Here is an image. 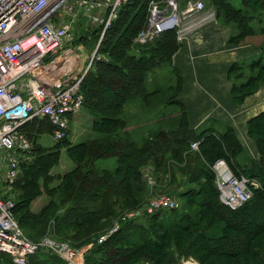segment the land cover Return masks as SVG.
<instances>
[{
    "label": "trees",
    "instance_id": "obj_1",
    "mask_svg": "<svg viewBox=\"0 0 264 264\" xmlns=\"http://www.w3.org/2000/svg\"><path fill=\"white\" fill-rule=\"evenodd\" d=\"M149 1H126L99 45L98 52L107 58L95 60L83 79V106L92 116L91 129L95 135L77 143L65 142V136L50 148L34 144L32 159L21 164L18 176L10 186L14 215L32 241L45 236L51 221L58 237H71L75 241L77 237L85 236L86 239L107 226L118 204L125 210L141 206L147 189L141 173L143 166L151 165L153 172L162 176L172 170L167 180L173 181L175 161L184 163L185 158V165L179 169L183 174L182 182L193 185L178 192L176 197L185 199L186 208L183 209L181 203L179 213L173 218L172 214L164 217L168 210H162L121 222L106 240L88 248L84 264H134L138 256L154 260L157 256L156 262L162 257L165 263L191 256L200 264H261L259 258L264 241L260 247L255 246V242L264 238V203L260 200L264 194V111L247 121L248 135L258 150L257 160L248 156L239 158L244 150L231 127L223 131L205 129L199 132L191 128L183 104L177 99L183 111L175 127L160 130L141 144L126 128L122 117L125 103L132 98L146 99L149 94L160 92V89L148 92L147 80L150 75H156L154 72L159 71L164 62L171 60L180 44L172 30L161 33L147 44L132 43L147 19ZM237 1L239 5L236 6L231 0L206 2L215 9L216 17L223 19V24L231 26L233 33L228 39L231 45H238L246 36L264 35V0ZM95 39L96 34L91 39L80 37L85 46H91L90 41ZM132 47L136 53L129 52ZM260 49L264 51V47ZM245 67L259 72L245 74ZM175 72L176 79H180L179 72ZM228 73L234 78L232 97L240 103L264 83V62L256 58L247 65L234 63ZM109 82L115 85L114 102L104 105L96 91ZM179 89L180 80H176L163 92L170 91L173 97ZM38 122H45L52 130L47 118H34L23 126L28 137L29 130H42V123ZM193 141H198V151L190 150ZM62 147H66L67 157L74 166L64 174H52L50 169L57 164ZM109 156L116 157L114 169L95 165L96 160ZM219 158L224 159L237 175L244 174L260 182L261 186L254 190L252 198L236 209H230L219 200L211 169ZM161 167L164 168L162 173L158 171ZM133 185L135 191L131 188ZM43 193L48 197L47 201L33 211L32 201ZM94 195L96 199L90 202L88 198ZM252 210L258 212V220L252 219ZM239 214L246 219V230L233 222ZM202 219L207 221L203 223ZM215 220L222 222V227H219V233L208 234L206 229L214 225ZM35 226H38L35 234L26 231ZM42 249L45 248L31 254L26 264H68L51 251ZM0 264L15 263L10 255L0 252Z\"/></svg>",
    "mask_w": 264,
    "mask_h": 264
},
{
    "label": "built area",
    "instance_id": "obj_2",
    "mask_svg": "<svg viewBox=\"0 0 264 264\" xmlns=\"http://www.w3.org/2000/svg\"><path fill=\"white\" fill-rule=\"evenodd\" d=\"M126 1L0 0V180L5 186H11L21 164L32 159L33 143L23 130L28 121L47 118L53 139L67 135L71 118L83 106V79L93 62L104 58L98 52L99 45ZM206 2L150 0L148 17L133 42L147 44L172 30L180 43L207 19H215L214 8L206 7ZM82 19L89 22V28H84L86 35L78 34L75 28ZM94 34L95 44L87 50L80 37L91 39ZM198 144L193 141L190 147L196 149ZM211 169L219 200L230 209L248 202L258 187L254 179L234 173L222 158ZM141 173L147 188L145 202L122 214L109 232L98 238L99 243L123 221L181 208L178 198L156 189L151 167L143 166ZM8 191L3 186L0 191V252L10 255L15 264H26L31 254L45 248L68 264H84L87 248L76 249L46 235L30 240L18 224L14 199ZM187 263L196 264L186 258L178 264Z\"/></svg>",
    "mask_w": 264,
    "mask_h": 264
},
{
    "label": "crops",
    "instance_id": "obj_3",
    "mask_svg": "<svg viewBox=\"0 0 264 264\" xmlns=\"http://www.w3.org/2000/svg\"><path fill=\"white\" fill-rule=\"evenodd\" d=\"M218 20L217 17L207 19L180 42L171 59V65L164 70L168 73V78L165 79L163 71H159L157 75H150L147 80L148 92L155 89H160V92L151 93L146 99L136 98L135 101L141 102L140 105L145 104L143 112L135 111V109L127 110L124 107L122 117L127 124L126 128L139 136L152 134L157 128L164 127L170 118L156 119L147 116L149 114L147 112H150L147 104L155 95L163 92L169 84L174 85L176 80H180V89L176 98L183 104L188 125L197 132L205 129L223 131L227 127L233 128L243 150L257 160L258 150L255 142L248 135L247 121L264 111V85L237 103L232 97L234 78H231L228 71L232 64L252 59L260 52V48L257 44H229L228 39L232 28ZM175 69L179 72L180 79H176ZM169 103L170 101H167L158 111L170 113L169 108H180L178 103L172 102L176 106H170L172 103ZM77 116L70 122L78 121ZM200 128L203 129L198 130ZM74 143L77 142L74 141ZM158 177L162 178L159 174ZM178 177L176 176L173 183L167 187L171 189L170 193L177 194L192 187L193 184L182 182ZM180 198L184 209L186 208L185 199Z\"/></svg>",
    "mask_w": 264,
    "mask_h": 264
},
{
    "label": "rangeland",
    "instance_id": "obj_4",
    "mask_svg": "<svg viewBox=\"0 0 264 264\" xmlns=\"http://www.w3.org/2000/svg\"><path fill=\"white\" fill-rule=\"evenodd\" d=\"M232 2L234 3L235 6L237 4L239 5V3H238L237 0H231V3ZM142 7L143 6H141L140 8H142ZM206 7H209V6L206 5ZM218 21L220 23H223V19H219ZM75 28H76V31L78 32V34L80 33V34L86 35L88 33H85L84 28H89V22H87V20H85V19H82L81 22H80V24H78ZM132 43H133V41H132ZM90 44H91V46L88 45V44L86 45L87 46L86 47L87 50H90L94 46L95 41H93V40L90 41ZM133 44H136V43H133ZM237 44L238 45L239 44H257L259 48L260 47L262 48V47H264V35L258 34V35L246 36V37H244L242 39L241 42H239ZM134 48L135 47H132L129 50V52L136 53L135 50H134ZM173 55H172V57H173ZM172 57H171V59H172ZM106 58L107 57L104 56L103 59H106ZM256 58H260V60L262 62H264V51H261V49H260V52H258L257 54H255L252 59L254 60ZM252 59L246 60V61L241 62V63L243 65H245V64L247 65L249 62H251ZM169 65H171V60L164 62V64L159 69V71H163V74H164V78L165 79H167L169 75L164 70ZM243 70H244V73L245 74H252V73L257 74L259 72V71L255 70V69L249 71L248 67H245ZM159 71L154 72V73L157 75L159 73ZM238 72L239 71H236V73H238ZM235 75H237V74H235ZM261 85H264V83H262ZM114 86L115 85L113 84V82L112 83L109 82L108 84H102L101 86H99L100 88H98V90L96 92L98 94V97H100V100H101V103L102 104L106 105V104H110V103H113L114 102V94H115V88H114ZM168 86H173V85L172 84H169ZM169 94H170V91H168V92H161V93L155 95L154 98L151 99V102L149 104H147V107H150V112H147V113H149V114H147V116H149L151 118L154 117L156 119L170 118L168 120V124H166L164 127L157 128V130L154 133L149 134V135H145V136L141 135V136H139V135H137V134L134 133L135 140H136L137 143L141 144L146 138L155 135L158 131H160V130H169L170 128H173V127H175L177 125L178 120H179V117L181 116L182 111H183V108L181 106H180L179 109L178 108H174V107L169 108L170 113L169 112H161V111H158L164 104H166L167 101H170V103H172V102L178 103L176 101V99H177L176 98V95H174L173 97H171V94L170 95ZM234 97H235V95H234ZM135 99L136 98L130 99L128 102L125 103L124 107L127 108V110L128 109L129 110L135 109V111H138L139 112V110H140L141 112H143V108L145 107V104L144 105H140L141 102H136ZM141 99L142 98H140V100ZM174 105L175 104L172 103L170 106H174ZM156 111H158V112H156ZM122 114L124 115V109H123ZM134 114L136 115L137 118H139V116L135 112H134ZM142 115H140V116H142ZM75 116H77V120L78 121H73L72 120L73 122L72 121L70 122V129L68 130V133L66 135V138L64 139L65 142H73V143H74V141L75 142H80V141H83V140L88 139L90 137H93L95 135V133L91 129L92 116H91V114H90V112H89V110L87 108H85L84 106H82V108L79 110V112L76 113V114H74L73 117H75ZM75 119H76V117H75ZM129 119H131V117H129ZM134 119H136V118H134ZM40 123H42L41 124L42 130L40 132H35L33 130H29L30 131V134H29L30 137L29 138L32 140V143H33L32 148H31L30 153H29L30 155H32V149H33L34 144L36 146H39L40 145V146L45 147V148H50V147H54L57 144V141H59V140L53 139V137L51 135L52 130L50 128V125L48 126L47 124H45V122H38V124H40ZM201 129H203V128H200L198 130H201ZM65 148L66 147H62V149L60 150L59 159H58L57 164H55V165H53L51 167L50 172L52 174H64L65 172H67L71 168H73L74 164L67 157ZM190 150L191 151H198V147L196 149L190 147ZM238 156H239L240 159H242L245 156L250 157L249 154L245 150L242 151V153H240ZM182 162H184V163H180V161L179 162L178 161H175L174 168H173L174 169L173 180L175 179L176 176H179L178 179H181L180 181H182L183 174H182V172L179 169H181V167H183L185 165V158H183V161ZM95 165L98 168H107V169H112L113 168L114 169L116 167V165H117L116 157L115 156H109V157H105V158L98 159V160L95 161ZM149 166L154 170V167H152L151 165H149ZM163 169L164 168H162V167L161 168H158V171L160 173H162L161 171H163ZM170 171L172 172V170H170ZM170 173L167 172L166 174H164L162 176L161 174H159V173H157V172L154 171V174H155V177H156L157 183H158L156 189L157 190H160V191H163V192H166V193H169V194H172V195H174L176 197V196H178V194L170 193L171 189H168L167 188L168 186H170L173 183V181H171V180L168 181L167 180V178L170 177ZM158 174L162 178L158 177ZM1 176H2V174H1V170H0V177ZM250 178H252V177H250ZM252 179H254L258 183V187L257 188H259L261 186L260 185V182L258 180H256L255 178H252ZM1 180H0V184H1L0 190H2V186H3V187H6L9 190L8 192H10L11 194H13L11 192L10 186H5ZM131 188H132L133 191H135L134 189H136V186L133 185V186H131ZM144 192H145V190H144ZM116 194H118V193H116ZM146 195H147V191H146ZM208 195H211V194H208ZM114 196H116V195H114ZM40 198H42V199H40ZM120 198H117V196H116V199L119 200ZM47 199H48V197L44 193L41 196H39L36 199H34L32 201V203H31L32 210L33 211H37L40 207H42V205L47 201ZM88 199H89L90 202H93L96 199V196L94 195L93 197H90ZM178 199L180 200V203H182L181 202V198L178 197ZM260 200L262 201V203H264V194L262 195V197H261ZM144 202H145V200H144ZM115 208H116L115 209V212H113V215L108 219L107 226L103 230H101L100 232H97V233H94L93 232L92 234H90L89 236H87L86 239H84L85 236H79V237L76 238L75 241L72 240L71 237L70 238H68V237L67 238H64L63 236L62 237H60V236L58 237L55 234V232H54V226H53V222L52 221L49 223L45 235L46 236H50V237H52L55 240L60 241V242L61 241H64L68 245H70L71 247L76 248V249H80V248L86 249L87 248L86 249V251H87L88 248L92 247L94 243H99L97 241L98 238L101 235H103V234H107L109 232V230L111 229V227L116 223V221L118 220V218L122 214H124L128 210L134 209L135 207L134 208H131V209H128V210H125L123 208V205H119L118 204V207L116 206ZM193 208H195V207H193ZM170 211H172V212H170ZM164 213L167 214V215H164V217H166L168 215L171 216V214H172L173 216L171 218H173V217L176 216L175 215L176 213H179V210L178 209H176V210L171 209V210L165 211ZM242 215L243 214L236 215L234 217V219H233V222L236 223L241 228H244L246 230V224H245L246 219ZM251 217H252L253 220H258L259 219L258 212L256 210H252ZM202 220H203V223L207 221V219L206 220L205 219H202ZM146 223L147 222H144V224H146ZM213 224L214 225H212L211 227H207L206 232L208 234H215V233L217 234V233H219V227L220 226L222 227V225H221L222 222H220L219 220H215V222ZM37 229H38V226H35L33 228H29V230L26 229V231H29L30 233H34L35 234V231H37ZM262 241H264V238L263 237H261L258 240H256L255 246L260 247V244H262ZM43 250L44 251H48L47 249H42V251ZM48 252H50V251H48ZM50 253L53 254L52 252H50ZM260 253H261V256L259 258V261H260L261 264H264V250L263 251L261 250ZM138 257H137V262H135L134 264H174V263H177L178 264L182 258L191 259V261L193 260V262H195L196 264H200V262L198 260H196L195 258H193L191 256H189V257H179V260L177 262H174V263H172V262L165 263V262H163V258L160 257V256L159 257L161 259H160L159 262H156L157 256H155V260L149 258L148 256H144L143 258L142 257H139L138 258Z\"/></svg>",
    "mask_w": 264,
    "mask_h": 264
},
{
    "label": "bare ground",
    "instance_id": "obj_5",
    "mask_svg": "<svg viewBox=\"0 0 264 264\" xmlns=\"http://www.w3.org/2000/svg\"><path fill=\"white\" fill-rule=\"evenodd\" d=\"M147 17H148V15H147ZM188 264V263H187Z\"/></svg>",
    "mask_w": 264,
    "mask_h": 264
}]
</instances>
